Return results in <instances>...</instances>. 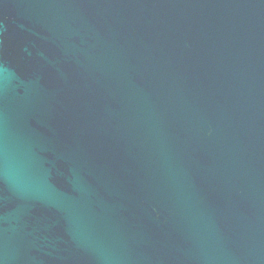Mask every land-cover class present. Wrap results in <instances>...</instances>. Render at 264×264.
<instances>
[{
	"label": "water",
	"instance_id": "water-1",
	"mask_svg": "<svg viewBox=\"0 0 264 264\" xmlns=\"http://www.w3.org/2000/svg\"><path fill=\"white\" fill-rule=\"evenodd\" d=\"M0 264H264V0H0Z\"/></svg>",
	"mask_w": 264,
	"mask_h": 264
}]
</instances>
